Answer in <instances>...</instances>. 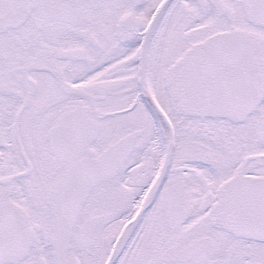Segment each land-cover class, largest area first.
<instances>
[{"label": "snow or ice", "instance_id": "obj_1", "mask_svg": "<svg viewBox=\"0 0 264 264\" xmlns=\"http://www.w3.org/2000/svg\"><path fill=\"white\" fill-rule=\"evenodd\" d=\"M0 264H264V0H0Z\"/></svg>", "mask_w": 264, "mask_h": 264}]
</instances>
